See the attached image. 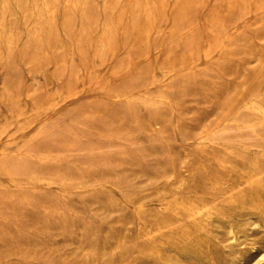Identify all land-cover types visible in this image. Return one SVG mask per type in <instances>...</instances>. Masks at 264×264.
Returning <instances> with one entry per match:
<instances>
[{"label": "rangeland", "instance_id": "rangeland-1", "mask_svg": "<svg viewBox=\"0 0 264 264\" xmlns=\"http://www.w3.org/2000/svg\"><path fill=\"white\" fill-rule=\"evenodd\" d=\"M0 264H264V0H0Z\"/></svg>", "mask_w": 264, "mask_h": 264}, {"label": "bare ground", "instance_id": "bare-ground-1", "mask_svg": "<svg viewBox=\"0 0 264 264\" xmlns=\"http://www.w3.org/2000/svg\"><path fill=\"white\" fill-rule=\"evenodd\" d=\"M252 175H253V174H252ZM158 206H159V205H158ZM228 235H229V238H230V239H233V234H232V232H229Z\"/></svg>", "mask_w": 264, "mask_h": 264}]
</instances>
